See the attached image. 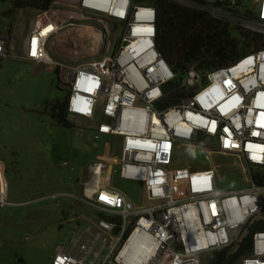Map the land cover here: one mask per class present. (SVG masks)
I'll list each match as a JSON object with an SVG mask.
<instances>
[{
  "label": "built area",
  "instance_id": "1",
  "mask_svg": "<svg viewBox=\"0 0 264 264\" xmlns=\"http://www.w3.org/2000/svg\"><path fill=\"white\" fill-rule=\"evenodd\" d=\"M166 1L228 24L243 43L245 33L262 41L222 69L176 73L156 48L150 0H55L45 11H19L32 15L21 58L58 73L72 123L87 122L96 142L117 139L93 163L81 195H52L84 213L51 264H208L204 257L236 249L248 233L250 252L236 264H264V0ZM82 22L100 36L68 41ZM13 39L0 34V62ZM80 55L92 59L68 64ZM171 82L189 95L164 107ZM197 150L239 157L251 186L221 192L216 167L195 161ZM116 165L123 180L143 185L142 200L112 186ZM29 203L9 202L0 161V208Z\"/></svg>",
  "mask_w": 264,
  "mask_h": 264
},
{
  "label": "rangeland",
  "instance_id": "2",
  "mask_svg": "<svg viewBox=\"0 0 264 264\" xmlns=\"http://www.w3.org/2000/svg\"><path fill=\"white\" fill-rule=\"evenodd\" d=\"M10 10L9 3L0 1V34L14 36L9 55L0 62V161L6 167L4 178L9 202L30 203L0 208V264H51L57 247L69 239L75 218H82L84 213L74 200L51 198L52 195L79 196L83 187L77 180L84 179L93 163L107 154L108 142L115 148L117 139L103 136L95 148L87 122H74L71 129H66L53 121L46 103L63 101L65 91L60 89L56 73L42 69L43 66L36 70L21 58V41L28 32L32 15L26 13L21 19V12ZM239 42L243 44L240 38ZM11 45L16 47L11 50ZM91 59L80 55L77 62L69 60L68 64L80 67ZM118 154L116 150L109 155ZM177 158L186 161L183 152H179ZM193 159L214 164L221 192L241 191L251 186L237 156L218 153L207 158L197 150ZM65 162L74 168L73 171ZM115 170L112 186L132 199L142 200L143 185L123 180L118 165ZM66 209L70 212L67 218L73 222L60 230V214ZM81 222L88 220L84 218ZM208 261L209 257H204V262Z\"/></svg>",
  "mask_w": 264,
  "mask_h": 264
},
{
  "label": "trees",
  "instance_id": "3",
  "mask_svg": "<svg viewBox=\"0 0 264 264\" xmlns=\"http://www.w3.org/2000/svg\"><path fill=\"white\" fill-rule=\"evenodd\" d=\"M0 1L9 3L12 12L23 9L45 11L55 0ZM149 4L157 11L156 48L176 73L193 66L200 71L222 69L246 53L250 45H258L262 41V36L245 33L242 37L247 40L241 44L239 31H233L228 24L206 14L166 0H150ZM166 91L168 96L163 102L164 107L178 105L189 95L184 88H179L173 82L166 86ZM46 106H50L53 121L66 129L73 127L66 112V97L63 101L56 100L52 104L47 101ZM252 173L256 171L252 170ZM254 179L257 184H261L257 178ZM251 241L252 233H248L236 249L212 252L208 264H236L242 256L250 252Z\"/></svg>",
  "mask_w": 264,
  "mask_h": 264
},
{
  "label": "bare ground",
  "instance_id": "4",
  "mask_svg": "<svg viewBox=\"0 0 264 264\" xmlns=\"http://www.w3.org/2000/svg\"><path fill=\"white\" fill-rule=\"evenodd\" d=\"M66 36L68 37L67 40L70 42L76 41L80 37H85V36L86 38H90L92 40L93 38H98L100 36V32L95 27L88 24V25H82L77 29L74 28L70 30V32Z\"/></svg>",
  "mask_w": 264,
  "mask_h": 264
},
{
  "label": "crops",
  "instance_id": "5",
  "mask_svg": "<svg viewBox=\"0 0 264 264\" xmlns=\"http://www.w3.org/2000/svg\"><path fill=\"white\" fill-rule=\"evenodd\" d=\"M26 36H27V34L24 36V39H23V41H21L22 43H21V47L23 48V42H24V40L26 39ZM16 46L15 45H11V50H13L14 48H15ZM22 48H21V51H22ZM25 61V60H24ZM26 62H28V61H26ZM28 63H30V62H28ZM32 64V63H31ZM35 68H36V70L37 69H39V67L38 66H36V65H34V64H32ZM74 131H72L71 130V133H73ZM92 145H93V147H95V148H97L98 147V144H97V142L96 141H94L93 143H92ZM108 154V153H107ZM107 154L106 155H102V157H106L107 156ZM101 157V156H100ZM65 165H66V167L70 170V171H73V167L72 166H70V164L68 163V162H65L64 163ZM4 169H6V167L4 166ZM88 176H89V172H88V174H86V177H84V179H78L77 180V182H80L81 184H83V182L84 181H86L87 179H88ZM86 178V179H85ZM82 187H83V185H82ZM83 190H84V188H83ZM82 193H83V191H82ZM81 193V194H82ZM80 194V195H81ZM62 214H60V218H59V222L61 221V220H63L64 218L65 219H67V220H70L69 218H67V217H69L70 216V212L66 209V210H63L62 212H61ZM59 222H58V228L60 229V227H59ZM60 230H63V229H60Z\"/></svg>",
  "mask_w": 264,
  "mask_h": 264
}]
</instances>
